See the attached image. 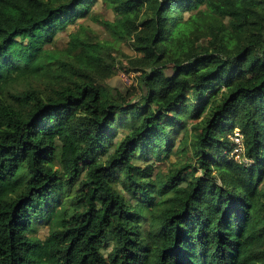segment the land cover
Masks as SVG:
<instances>
[{
    "label": "trees",
    "instance_id": "trees-1",
    "mask_svg": "<svg viewBox=\"0 0 264 264\" xmlns=\"http://www.w3.org/2000/svg\"><path fill=\"white\" fill-rule=\"evenodd\" d=\"M96 1L0 0V264H264V0Z\"/></svg>",
    "mask_w": 264,
    "mask_h": 264
},
{
    "label": "rangeland",
    "instance_id": "rangeland-1",
    "mask_svg": "<svg viewBox=\"0 0 264 264\" xmlns=\"http://www.w3.org/2000/svg\"><path fill=\"white\" fill-rule=\"evenodd\" d=\"M187 17H189V15H187ZM97 21H103V19L105 20H110V21H114L115 20V14L114 11L110 9L109 5L107 3L104 2V0H97L95 2V4L93 5L90 14L88 15L87 18L85 19H79L77 21V23L75 25H71L67 30L61 32L58 36L60 37V40L56 43L57 44V48L62 49L64 48L66 45L65 43H67V41H69L68 38V34L71 33L74 29L80 27L82 24L84 25H90L94 28V30L96 31V33L98 34V36L102 39H106L109 38V33L105 30V28H101L102 26L99 25ZM49 49H51L52 47L49 46L47 47ZM130 48V47H129ZM127 47V43H125L121 49L124 51L125 54L130 55V56H135V52L130 48L129 49ZM122 59V58H121ZM138 83L137 80V74L136 73H126L125 71H119V73L110 80V85L112 87V90L114 92L117 91H125L128 87H131L133 85V83ZM141 94V92L139 93ZM138 99H135V103L137 102ZM118 120H120V117L118 118ZM200 122V121H199ZM198 123V121H191L189 123V132H190V136L191 138L195 137V131H194V126ZM126 130L122 127L117 131V135L114 139V141H118L120 138L123 137V133H125ZM178 133V131H177ZM176 140V151L178 150V144L180 143V141L182 140V136L178 137V139ZM185 156V154H184ZM226 158L228 160H233L237 157L234 156L233 152H230V155L226 154L225 155ZM193 153L191 152V149H189L188 151V155L186 157H171L169 159H166L164 161H160V160H151V161H147L149 163H145L143 161H139L138 159H136V163L141 166V168H144L147 164H153L156 166L155 170H154V175H156L159 171L162 172V174L166 175L168 172H170L171 167L173 164H176L178 162L181 163H188L191 164L192 167L188 169V173L191 174V172L195 171V169L197 168V159L194 158ZM195 161V163H194ZM201 175V171L197 172V176ZM185 181V180H183ZM186 182V181H185ZM121 184V179L118 178V180L116 181L115 185L117 187H120ZM261 188L264 189V186L261 185ZM50 232V225L49 223H43L40 224L38 226V231L37 234L45 239L48 237V234ZM111 248L108 251H105V253L108 254V252H110Z\"/></svg>",
    "mask_w": 264,
    "mask_h": 264
},
{
    "label": "built area",
    "instance_id": "built-area-1",
    "mask_svg": "<svg viewBox=\"0 0 264 264\" xmlns=\"http://www.w3.org/2000/svg\"><path fill=\"white\" fill-rule=\"evenodd\" d=\"M232 152L236 160H241L242 154L245 152L244 135L239 129H236L234 134L231 136Z\"/></svg>",
    "mask_w": 264,
    "mask_h": 264
},
{
    "label": "clouds",
    "instance_id": "clouds-1",
    "mask_svg": "<svg viewBox=\"0 0 264 264\" xmlns=\"http://www.w3.org/2000/svg\"><path fill=\"white\" fill-rule=\"evenodd\" d=\"M238 129H239V128H238ZM239 130H240V129H239ZM235 131H236V129L234 130V132H235ZM240 131H241V130H240ZM234 132H233V134H234ZM241 133H242V132H241ZM233 134H232V135H233ZM242 134H243V133H242ZM232 135H231V136H232ZM230 141H231V137H230ZM244 142H245V138H244ZM231 143H232V142H231ZM230 152H232V150H231Z\"/></svg>",
    "mask_w": 264,
    "mask_h": 264
}]
</instances>
